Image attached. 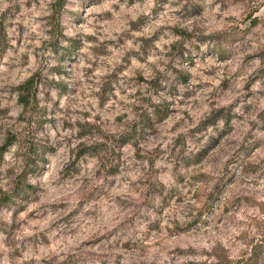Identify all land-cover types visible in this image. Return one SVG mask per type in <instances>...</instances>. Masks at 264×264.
<instances>
[{
    "label": "rangeland",
    "instance_id": "rangeland-1",
    "mask_svg": "<svg viewBox=\"0 0 264 264\" xmlns=\"http://www.w3.org/2000/svg\"><path fill=\"white\" fill-rule=\"evenodd\" d=\"M9 135L0 264H264V0H0Z\"/></svg>",
    "mask_w": 264,
    "mask_h": 264
},
{
    "label": "trees",
    "instance_id": "trees-1",
    "mask_svg": "<svg viewBox=\"0 0 264 264\" xmlns=\"http://www.w3.org/2000/svg\"><path fill=\"white\" fill-rule=\"evenodd\" d=\"M62 0H60L61 2ZM258 8L254 11L257 12ZM250 28H254L257 25H259V18L254 17V15H251L250 18ZM15 91L18 95V102L23 106L25 110H28V108L35 104L38 100V82L34 77L28 79L23 84L17 86L15 88ZM13 135H9L5 142L0 145V156H2L9 147L14 143L15 140H13ZM36 166L31 165L28 161L25 162V170L18 176L17 182L15 183L16 186L12 190L11 195H7L5 193H1L0 195V209L2 207L8 206L10 203L13 204L16 202V198L21 197L23 193H30L34 190V186L29 184L26 180L28 173L35 171Z\"/></svg>",
    "mask_w": 264,
    "mask_h": 264
}]
</instances>
